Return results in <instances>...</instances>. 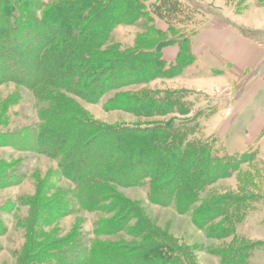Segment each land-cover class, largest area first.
I'll return each mask as SVG.
<instances>
[{"label":"trees","instance_id":"obj_1","mask_svg":"<svg viewBox=\"0 0 264 264\" xmlns=\"http://www.w3.org/2000/svg\"><path fill=\"white\" fill-rule=\"evenodd\" d=\"M153 8L157 22H164L166 29L157 25L146 0H59L50 3L0 0V83L15 82L37 93L53 88L90 101L133 82L182 75L195 59L188 39L198 30L193 28L188 33L185 24L177 26L174 21L183 20L177 17L178 10L171 12L170 7L158 3ZM137 23L144 31L140 39L131 45L112 42L117 25ZM170 44L180 47L175 61L167 60L162 53L163 47ZM189 91L175 88L148 93L143 99L129 97L128 100L145 115L174 112L189 115L193 111L192 103L185 99ZM64 111L57 109L47 114L40 126L27 127L23 131L11 130L6 121L1 124L0 139L14 137L15 141L11 142L14 146L62 155V167L68 166L70 157L74 156L73 164L80 170L71 169V180L83 194L87 193L88 200L98 203L110 183H123L115 175H126L124 157L119 151L122 143L119 133L145 137L151 145L150 152L130 166L136 184L149 178L151 200L174 205L181 213L192 212L202 227L220 217V224L208 234L217 238L237 237L238 226L252 210L253 196L205 199L204 194L214 181L231 176L249 158L244 151L221 155L219 139L197 138L199 114L153 125L107 129L88 120L72 118ZM102 139L105 140L103 147H106V140L112 143L107 145L111 153L103 151L104 163L90 166L86 161L90 157L88 153L96 154ZM78 147L85 151L76 158ZM151 168L155 171L151 172ZM6 169L2 164L0 185L12 178L11 170ZM2 230L0 223V232ZM135 235L139 237V232L135 231ZM146 236L151 239L134 249L94 243L79 248L72 242L37 255L24 264H133L136 255H139V264H175V260H179L174 253L177 251L189 258L177 241L152 230ZM260 244L216 249L214 253L221 258L222 264H248L249 255Z\"/></svg>","mask_w":264,"mask_h":264},{"label":"rangeland","instance_id":"obj_2","mask_svg":"<svg viewBox=\"0 0 264 264\" xmlns=\"http://www.w3.org/2000/svg\"><path fill=\"white\" fill-rule=\"evenodd\" d=\"M263 1L146 0L156 22L158 16L153 12V6L158 3L170 7L171 12L180 11L177 17L183 20L176 19L177 26L185 24L188 33L193 28L198 30L188 39L195 59L182 75L133 82L90 101L53 88L37 93L15 82L0 83V128L8 121L14 131H23L27 127L33 129L43 124L47 114L60 108L72 118L88 120L107 129L153 125L199 114L197 138L219 139L221 155L244 151L249 158L231 176L214 181L204 198L252 195L254 202L250 212L259 211L264 204V77L248 70H226L223 66L227 63L216 65L215 56L209 57L210 60L202 58L199 54L201 48L195 50V43L201 28L209 23V18L211 25L219 10L246 17L250 8ZM157 25L166 29L164 22L159 21ZM142 29L138 23L119 24L113 31L112 42L131 45L144 35ZM162 53L167 60L175 61L180 55V47L170 44L163 47ZM187 85L201 88V91L190 89L187 93L185 99L192 103L193 109L189 115L176 112L145 115L129 104V97L143 99L148 93L182 89ZM118 138L122 141L118 146L124 157L122 163L126 175L115 176L123 183H110L104 197L93 203L70 178L71 169L80 170L73 164L74 156L70 157L68 166L62 167V155L14 146L11 144L14 137H1L0 167L5 164L6 170H11L12 178L7 184L0 185V223L3 225L0 264H24L37 255L72 242H76L79 248L94 243L134 249L151 239L146 236L149 230L177 241L186 250L189 258L181 251V254L174 252L179 259L175 264H216L214 250L229 237L217 238L208 231L219 225L221 218L202 227L192 212L181 213L174 205L151 200L150 179L136 184L137 179L130 168L141 155L150 152L151 145L145 137L119 133ZM104 144L102 139L96 154L88 153L90 157L86 161L90 166L104 163L103 151L111 153L107 149L110 141L106 140V147ZM84 151L78 147L76 158ZM138 172L141 171L138 169ZM135 231L139 232V237ZM133 258V264H139V255Z\"/></svg>","mask_w":264,"mask_h":264},{"label":"crops","instance_id":"obj_3","mask_svg":"<svg viewBox=\"0 0 264 264\" xmlns=\"http://www.w3.org/2000/svg\"><path fill=\"white\" fill-rule=\"evenodd\" d=\"M215 17L211 25L209 18V23L201 28L195 50L201 48L198 52L202 58L215 56L216 65L229 64L223 66L226 70H248L264 77V1L250 8L246 17L232 16L226 10H219ZM193 86L187 85L185 88L201 91V88ZM237 231V237H229L227 242L216 248L261 243L249 255L248 264H264V204L259 211L250 212ZM215 261L222 264L218 255H215Z\"/></svg>","mask_w":264,"mask_h":264}]
</instances>
